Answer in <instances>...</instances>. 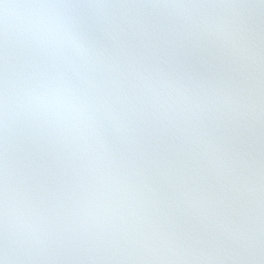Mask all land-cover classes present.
I'll use <instances>...</instances> for the list:
<instances>
[{
	"label": "snow or ice",
	"instance_id": "obj_1",
	"mask_svg": "<svg viewBox=\"0 0 264 264\" xmlns=\"http://www.w3.org/2000/svg\"><path fill=\"white\" fill-rule=\"evenodd\" d=\"M0 264H264V0H0Z\"/></svg>",
	"mask_w": 264,
	"mask_h": 264
}]
</instances>
